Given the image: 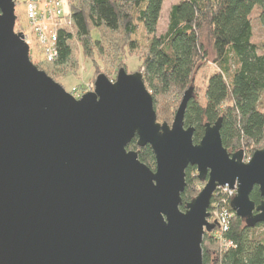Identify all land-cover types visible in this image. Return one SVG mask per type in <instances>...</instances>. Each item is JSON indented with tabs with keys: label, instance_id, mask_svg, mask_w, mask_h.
I'll list each match as a JSON object with an SVG mask.
<instances>
[{
	"label": "water",
	"instance_id": "1",
	"mask_svg": "<svg viewBox=\"0 0 264 264\" xmlns=\"http://www.w3.org/2000/svg\"><path fill=\"white\" fill-rule=\"evenodd\" d=\"M16 1L0 0V264H204L213 195L236 188L231 206L264 224V148L249 159L222 141V118L185 125L194 89L173 123L158 121L143 73H100L75 97L31 59L17 32ZM138 136L152 169L128 143ZM205 181L182 210L186 169Z\"/></svg>",
	"mask_w": 264,
	"mask_h": 264
},
{
	"label": "trees",
	"instance_id": "2",
	"mask_svg": "<svg viewBox=\"0 0 264 264\" xmlns=\"http://www.w3.org/2000/svg\"><path fill=\"white\" fill-rule=\"evenodd\" d=\"M67 4L69 22L58 28L56 60L33 61L52 78L55 70L74 63L77 47L86 57L95 58L96 52H109L107 46L111 48V44L115 47L110 51L116 68L125 65L128 54L141 58L140 72L154 97L158 121L171 125L184 93L193 87L185 125L195 127V143L202 139L207 122L213 124L222 118V141L230 152L243 149L250 157L264 148V111L260 108L264 44L254 41L251 18L258 8L264 27V0H179L171 6L167 29L160 35L155 34L164 0H67ZM141 25L147 35H152L142 44L138 40ZM207 46L214 52L213 62L218 69L208 77L203 103L194 82L197 69L208 61ZM84 89L85 85L80 84L70 92ZM127 148L137 151L141 161L155 169L156 157L150 145L140 146L135 136ZM186 182L182 210L205 183L193 165L186 169ZM251 199L256 205L264 199L257 186ZM231 200L232 196L223 190L213 195L209 210L220 201L230 214L221 235L214 231L204 234L203 263L264 264V231L257 229L264 224L248 226L233 211Z\"/></svg>",
	"mask_w": 264,
	"mask_h": 264
},
{
	"label": "rangeland",
	"instance_id": "3",
	"mask_svg": "<svg viewBox=\"0 0 264 264\" xmlns=\"http://www.w3.org/2000/svg\"><path fill=\"white\" fill-rule=\"evenodd\" d=\"M178 1L179 0H164V8L159 21L157 33L155 35H160L166 31L168 25L169 10L171 6L177 3ZM259 11L260 10L258 8H255L251 15L253 30H254L253 38L255 42L264 44V27L262 26L259 19ZM16 15H17V20H16L15 30L17 32L20 31L28 32L29 26L26 18V9L22 0L17 1ZM150 37H152V35H147L143 26L142 25L139 26L138 29L139 42L141 44L146 43ZM29 45L31 47L32 61L34 62L37 61L39 62L40 60L43 61V59H45L43 58L44 57L43 50L35 37H31V43ZM110 46L112 49L109 47V45L107 46L108 48L107 50H109V52L106 51L104 54H99L96 52V54L94 55L95 58L86 57V55L82 53V50H80L77 47L75 51L74 63H72L69 66H62L59 69L55 70L52 73L53 78L57 82L62 84L65 87V89L69 92L75 86H78L80 84L85 85L86 89L89 88L88 90L85 91L88 92L94 89L95 80L100 73L106 74L111 79L117 76L118 70L121 67H125L127 71L130 73L142 70L141 67L142 61L138 54H128L125 58V65L116 68L115 64H113V59H114L112 54L113 52L110 51V50H114L115 47L111 44ZM208 49H209L208 61L202 63L199 66L195 74V82H194L195 91L196 93H198V96L203 103H205V87L208 77L218 69L217 65L213 62L214 52L211 47H208ZM260 108L262 111H264V94L261 97ZM250 157L245 156V159L247 160ZM204 185L205 183L203 182L201 189L204 187ZM220 191L219 189H217L216 192H220ZM215 207L216 208H213L212 211L209 210L211 214L208 220L210 223L215 224V227L212 231H214L215 233H217L218 231V235H219V233L221 232V221H222L221 214L224 212V210H226V208L224 204L220 203V201L215 203ZM233 211L235 212L234 209ZM257 229L259 232L264 231V227H258Z\"/></svg>",
	"mask_w": 264,
	"mask_h": 264
},
{
	"label": "built area",
	"instance_id": "4",
	"mask_svg": "<svg viewBox=\"0 0 264 264\" xmlns=\"http://www.w3.org/2000/svg\"><path fill=\"white\" fill-rule=\"evenodd\" d=\"M15 1L17 4V1L19 0ZM22 1L25 5L26 18L29 26L28 32L22 31L25 35L26 41L30 44L31 37H35L42 47L45 61L50 62L56 60L58 56V28L69 22L67 18L69 12L66 10L67 0ZM88 89H85L84 92ZM84 92L74 90V93L72 94L75 97H80ZM220 190H223L224 192L227 191L232 198L236 194V188H230L229 186L220 187L219 191ZM229 214L230 212L227 211V208L221 214V232L219 235H221L222 231L228 226ZM215 234L218 236V231Z\"/></svg>",
	"mask_w": 264,
	"mask_h": 264
},
{
	"label": "crops",
	"instance_id": "5",
	"mask_svg": "<svg viewBox=\"0 0 264 264\" xmlns=\"http://www.w3.org/2000/svg\"><path fill=\"white\" fill-rule=\"evenodd\" d=\"M68 9H69V5L67 4V5H66V10L68 11ZM69 11H70V10H69Z\"/></svg>",
	"mask_w": 264,
	"mask_h": 264
},
{
	"label": "flooded vegetation",
	"instance_id": "6",
	"mask_svg": "<svg viewBox=\"0 0 264 264\" xmlns=\"http://www.w3.org/2000/svg\"><path fill=\"white\" fill-rule=\"evenodd\" d=\"M235 196V195H234Z\"/></svg>",
	"mask_w": 264,
	"mask_h": 264
}]
</instances>
